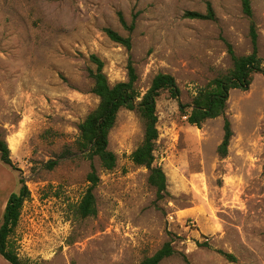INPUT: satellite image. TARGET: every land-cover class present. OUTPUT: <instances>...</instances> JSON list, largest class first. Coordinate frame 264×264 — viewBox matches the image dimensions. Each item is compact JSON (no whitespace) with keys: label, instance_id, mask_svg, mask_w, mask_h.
Here are the masks:
<instances>
[{"label":"rangeland","instance_id":"rangeland-1","mask_svg":"<svg viewBox=\"0 0 264 264\" xmlns=\"http://www.w3.org/2000/svg\"><path fill=\"white\" fill-rule=\"evenodd\" d=\"M209 3L214 19L184 17L206 14ZM252 8L264 63V0H252ZM119 13L135 22L132 31ZM249 25L239 0H0V132L16 168L0 159V224L9 196L26 185L10 236L20 259L140 264L171 242L176 253L161 264H264V75L248 90H231L225 114L200 128L181 109L231 69L229 44L239 56L253 51ZM107 28L130 36L131 49ZM92 55L111 85L127 80L131 59L142 94L159 73L180 88L178 99L163 93L157 101L155 165L167 178L161 198L149 170L131 159L144 137L136 111L122 109L109 134L113 170L77 150L79 125L99 102ZM226 119L233 136L221 157ZM92 163L100 176L97 214L82 217L77 207Z\"/></svg>","mask_w":264,"mask_h":264},{"label":"trees","instance_id":"trees-1","mask_svg":"<svg viewBox=\"0 0 264 264\" xmlns=\"http://www.w3.org/2000/svg\"><path fill=\"white\" fill-rule=\"evenodd\" d=\"M242 11L250 19L249 35L253 51L247 55H237L232 45H228V53L232 60L231 69L201 88L193 97L191 108L187 110L182 106V113L186 121L200 128L209 119H215L225 114L229 93L231 90H248L256 74L264 75V63L258 54V29L253 19L252 0H239ZM121 24L129 31L135 28V22L127 25L122 13L118 14ZM184 17L190 19L211 20L215 18L211 4H208L206 14L188 11ZM108 37L115 43L121 44L128 50L131 49L132 39L124 37L117 31L107 28ZM91 61L96 65V70H90L93 79L92 92L99 99L97 106L92 109L79 125V137L76 147L90 161L98 159L105 170H113L116 166V155L109 149V134L115 127L118 115L122 109L136 111L144 123V137L141 144L131 154L135 165L144 166L149 170L148 183L155 188L157 196L163 197L167 192V178L160 166L155 165L156 142L159 136L157 123V101L167 93L171 98L178 99L181 91L175 78L166 73L157 74L149 89L142 94L137 88L138 75L131 59L127 65V80L111 85L104 73V62L96 55L91 56ZM233 136L229 120H225L224 137L218 147L221 157H226L228 147ZM0 159L14 170V164L10 156V149L0 132ZM54 163H52L53 166ZM264 172V166H263ZM90 183L77 212L82 217L95 216L97 214L96 198L94 190L100 182V176L92 163L91 171L87 175ZM23 183V180H21ZM29 197L26 185L20 188L18 193H12L6 203L2 222L0 224V255L10 264H34L20 259L14 247L10 244V236L18 225L23 204ZM176 253L171 242H166L154 255L146 257L140 264H161V262ZM223 255L231 261L234 256L229 253Z\"/></svg>","mask_w":264,"mask_h":264},{"label":"crops","instance_id":"crops-1","mask_svg":"<svg viewBox=\"0 0 264 264\" xmlns=\"http://www.w3.org/2000/svg\"><path fill=\"white\" fill-rule=\"evenodd\" d=\"M5 206H6V204H5ZM5 206L3 207V212H4V209H5ZM8 263L9 262L2 255H0V264H8Z\"/></svg>","mask_w":264,"mask_h":264}]
</instances>
